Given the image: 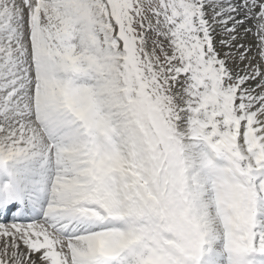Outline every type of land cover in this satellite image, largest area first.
I'll return each instance as SVG.
<instances>
[{
    "label": "snow or ice",
    "instance_id": "6c2138e0",
    "mask_svg": "<svg viewBox=\"0 0 264 264\" xmlns=\"http://www.w3.org/2000/svg\"><path fill=\"white\" fill-rule=\"evenodd\" d=\"M0 264H264V0H0Z\"/></svg>",
    "mask_w": 264,
    "mask_h": 264
},
{
    "label": "rangeland",
    "instance_id": "374dc122",
    "mask_svg": "<svg viewBox=\"0 0 264 264\" xmlns=\"http://www.w3.org/2000/svg\"><path fill=\"white\" fill-rule=\"evenodd\" d=\"M251 24H252V22L249 21L248 24H247L246 26H251ZM240 32H241V36H243V28H241ZM219 39H220V36L217 35V36H216V42H217V47H218V49L220 48V45H219ZM238 39H239V38H238ZM239 42L242 43V44H245L246 46H247V45H251V46H252V52L249 53V55H253V54H255V52H256V47H255L256 40H255V37H254L251 33H249L245 38H243V39H239ZM241 66H242V65H241Z\"/></svg>",
    "mask_w": 264,
    "mask_h": 264
}]
</instances>
